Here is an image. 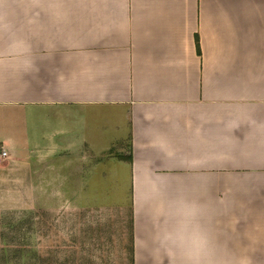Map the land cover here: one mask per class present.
<instances>
[{
  "label": "crops",
  "instance_id": "1",
  "mask_svg": "<svg viewBox=\"0 0 264 264\" xmlns=\"http://www.w3.org/2000/svg\"><path fill=\"white\" fill-rule=\"evenodd\" d=\"M60 4L16 21L34 66L0 74V163L26 156L77 198L119 166L134 264H168L178 199L223 251L264 264V0Z\"/></svg>",
  "mask_w": 264,
  "mask_h": 264
},
{
  "label": "rangeland",
  "instance_id": "2",
  "mask_svg": "<svg viewBox=\"0 0 264 264\" xmlns=\"http://www.w3.org/2000/svg\"><path fill=\"white\" fill-rule=\"evenodd\" d=\"M27 160L0 163V264H134L119 166L101 164L77 198L80 184L51 182L49 168L37 166L36 175Z\"/></svg>",
  "mask_w": 264,
  "mask_h": 264
},
{
  "label": "clouds",
  "instance_id": "3",
  "mask_svg": "<svg viewBox=\"0 0 264 264\" xmlns=\"http://www.w3.org/2000/svg\"><path fill=\"white\" fill-rule=\"evenodd\" d=\"M94 2V0H93ZM47 5L55 18L64 16L60 0H0V74L28 72L33 68L32 47L21 35L16 21L37 7ZM163 241L171 257L168 264H251L248 257H233L209 236L202 223V210L193 201L178 199L169 205Z\"/></svg>",
  "mask_w": 264,
  "mask_h": 264
},
{
  "label": "trees",
  "instance_id": "4",
  "mask_svg": "<svg viewBox=\"0 0 264 264\" xmlns=\"http://www.w3.org/2000/svg\"><path fill=\"white\" fill-rule=\"evenodd\" d=\"M197 49L198 53L200 54V45H199V39L197 38ZM123 161L131 163L132 162V157H122L121 158Z\"/></svg>",
  "mask_w": 264,
  "mask_h": 264
},
{
  "label": "built area",
  "instance_id": "5",
  "mask_svg": "<svg viewBox=\"0 0 264 264\" xmlns=\"http://www.w3.org/2000/svg\"><path fill=\"white\" fill-rule=\"evenodd\" d=\"M5 156V151H2V153L0 154V157Z\"/></svg>",
  "mask_w": 264,
  "mask_h": 264
}]
</instances>
